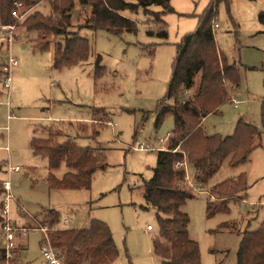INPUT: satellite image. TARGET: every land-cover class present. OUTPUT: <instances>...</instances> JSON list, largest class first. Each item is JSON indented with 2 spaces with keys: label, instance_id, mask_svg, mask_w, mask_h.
<instances>
[{
  "label": "rangeland",
  "instance_id": "374dc122",
  "mask_svg": "<svg viewBox=\"0 0 264 264\" xmlns=\"http://www.w3.org/2000/svg\"><path fill=\"white\" fill-rule=\"evenodd\" d=\"M208 2L170 0L173 11L162 16L166 38L146 33L148 28L158 31L159 26L142 9L122 12L135 21L132 32L81 28L79 33L90 48L87 59L60 69L52 67V45L39 50L33 45L36 33L12 25L11 40L0 43V181L9 179L11 184L8 218L17 228L27 229L26 236L16 239L20 256H15L14 264H44L41 244L45 235L56 230L41 226L44 210L49 208L58 212L57 228H85L92 219L107 223L118 250L113 264H159L151 248L158 229L155 209L147 205L142 183L152 176L158 150L169 144L173 118L166 113L157 125L156 107L171 77L177 43L195 29L196 15ZM36 8L43 13L49 9L45 0ZM260 11H264V0H228V7L223 1L217 6L215 45L229 63L239 66L240 81L236 91L227 84L234 102L222 103L218 112L203 119L209 135L232 134L239 116L261 128L264 27L257 20ZM81 23L79 18L75 22L76 26ZM98 56L101 72L96 75ZM7 76L9 86L5 87ZM49 126L103 155L89 188L47 186V157L34 154L29 142L32 136L45 137ZM140 145L147 149H139ZM9 166L20 169L9 170ZM65 171L62 163L51 172L61 178ZM185 172L191 184L190 164ZM239 175L246 186L233 195L237 199L228 201V210L207 214V201L217 199L211 187ZM194 192L196 196L187 199L182 210L189 217L188 234L199 247L200 263L235 264L242 233L264 223V132L245 162L234 167L224 162ZM3 198L0 195V201ZM147 225L153 229L147 230Z\"/></svg>",
  "mask_w": 264,
  "mask_h": 264
},
{
  "label": "trees",
  "instance_id": "16d2710c",
  "mask_svg": "<svg viewBox=\"0 0 264 264\" xmlns=\"http://www.w3.org/2000/svg\"><path fill=\"white\" fill-rule=\"evenodd\" d=\"M41 1L0 0V23L21 25L26 33H36L33 45L39 50H46L52 45L54 69L87 59L90 48L87 38L79 33L81 28L132 32L136 23L122 12L142 9L153 17V24L159 26L158 31L148 28L146 33L166 38L162 16L173 11L170 0H45L49 9L43 13L36 8ZM222 1L228 7V0H209L202 12L196 15L195 29L185 33L177 43L171 77L165 95L156 107L157 125L166 113L173 118L169 144L158 150L152 176L142 183L144 199L155 209L158 229L151 238V248L159 264H201L199 247L189 237V217L182 206L187 199L196 196L194 189L206 185L224 162L232 167L245 162L251 150L259 145L264 132V99L260 104L261 128L241 117L230 135H209L203 127L204 117L218 112L220 105L230 100L227 84L236 89L240 81L239 66L229 63L214 41L213 24L217 6ZM16 4H20L19 13L22 14L19 20L11 14L17 9ZM81 5L86 9L79 15L82 23L76 26L77 20H74L72 12ZM151 6L160 9L153 11ZM257 20L264 27V11L257 14ZM99 61L98 56L96 67L100 69L96 75L101 72ZM260 70L264 85V58ZM190 91L191 94H187ZM44 131L47 133L45 137L32 136L29 145L34 154L47 157V186L58 189L89 188L95 169L103 162V155L91 147L77 145L67 137V133H59L51 126ZM62 163L67 171L61 178H56L51 171ZM186 164L193 168L191 184L186 178ZM245 186L243 175L213 185L210 191L217 199L209 198L207 214L227 211L228 201L237 199L233 195ZM0 195H4L2 181ZM2 208L3 200L0 201V225L4 220ZM58 222L56 210H44L41 226L56 229L47 235V239L55 251L63 255V264L114 263L118 250L107 223L92 219L85 228H57ZM220 226L228 228L224 223ZM18 251L13 250V257L6 260L3 248H0V264H14L15 256H20ZM235 264H264V223L256 230L242 233Z\"/></svg>",
  "mask_w": 264,
  "mask_h": 264
},
{
  "label": "built area",
  "instance_id": "2783aa9c",
  "mask_svg": "<svg viewBox=\"0 0 264 264\" xmlns=\"http://www.w3.org/2000/svg\"><path fill=\"white\" fill-rule=\"evenodd\" d=\"M17 9L11 12L12 16L17 17L18 20L21 19L22 14H20V4H16ZM218 24L214 23L213 27H217ZM12 25H0V31L4 32L3 36H0V43L3 41L8 42L11 40V32ZM15 61L13 58H10V63L13 64ZM4 70L8 71V67H4ZM5 87L9 86V76L5 78ZM139 149H147V147H141ZM149 149V148H148ZM19 170L18 166L10 167L9 170ZM2 187L4 190V198H3V208L2 215L4 217L3 222L0 225V248H3L5 252V258H11L13 250L16 248V239L22 236L27 235L26 228H17L13 225L12 221L8 218V201L13 197L11 194V184L9 179L2 181ZM44 228V227H43ZM147 229L151 230L152 226L147 225ZM40 252L45 260L44 264H63V255L58 254L55 249L50 245L47 235H45V239L41 244Z\"/></svg>",
  "mask_w": 264,
  "mask_h": 264
},
{
  "label": "crops",
  "instance_id": "0c3cea01",
  "mask_svg": "<svg viewBox=\"0 0 264 264\" xmlns=\"http://www.w3.org/2000/svg\"><path fill=\"white\" fill-rule=\"evenodd\" d=\"M41 3H42V1H41ZM78 8L80 9V11H79V15H80L81 13L83 14V13H84V12H83L84 9H86L84 5H83V6L81 5V6H79ZM79 15H78V18H79ZM75 20H77V19H75ZM1 32H2V31H0V33H1ZM24 34H25V32H24ZM263 58H264V56H263ZM260 66H261V65H260ZM2 67H5V66H2ZM262 73H263V72H262ZM238 88H239V86H238L236 89H234V91H236ZM263 99H264V98H263ZM229 101L234 102V101H233V98H232L231 100H229ZM45 113H46V111H45L44 113H42V115L45 114ZM206 116H207V115H206ZM206 116H205V117H206ZM205 117H204V118H205ZM239 117L243 118L242 116H239ZM239 117H238V118H239ZM93 120H94V119H93ZM94 121H95V120H94ZM55 122H56V121H55ZM59 123H60V122H59ZM70 124H71V122H70ZM27 176H28V175H27ZM31 177H33V175H31ZM66 223H67V221H66ZM152 229H153V228H152ZM152 229H151V230H152ZM147 230H148V229H147ZM149 231H150V230H149ZM21 256H22V257L25 256V250H24V249H22Z\"/></svg>",
  "mask_w": 264,
  "mask_h": 264
},
{
  "label": "water",
  "instance_id": "95a60500",
  "mask_svg": "<svg viewBox=\"0 0 264 264\" xmlns=\"http://www.w3.org/2000/svg\"><path fill=\"white\" fill-rule=\"evenodd\" d=\"M82 6H83V5H82ZM79 11H80L79 8H75V9L73 10L72 13H73V16H74L75 19H78ZM24 175L27 176L28 174H27V173H24Z\"/></svg>",
  "mask_w": 264,
  "mask_h": 264
}]
</instances>
